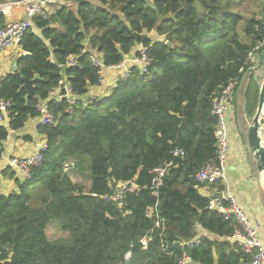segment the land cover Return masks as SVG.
Segmentation results:
<instances>
[{
	"label": "trees",
	"instance_id": "1",
	"mask_svg": "<svg viewBox=\"0 0 264 264\" xmlns=\"http://www.w3.org/2000/svg\"><path fill=\"white\" fill-rule=\"evenodd\" d=\"M74 2V9L62 5L34 18L20 41L25 54L0 81V99L12 103L0 123V156L10 130L40 116L39 104L47 101L55 116L39 127L48 145L42 164L16 180L17 191L0 194L4 264H181L184 253L199 264H249L251 255L231 240L236 219L210 209L202 193L223 190L221 179L203 184L196 175L217 158L214 98L232 80L236 93L250 68L244 65L249 53L264 50V0L249 14L243 0ZM5 23L0 11V28ZM134 33L149 38L137 41ZM137 45L148 49V70L132 67L100 101L75 103L69 113L67 99L48 100L65 79L61 66L69 57L78 63L67 65L65 80L81 96L100 81L102 68L92 57L115 66ZM25 78L34 81L35 97H28ZM259 92L252 77L246 88L251 116ZM177 149L184 155H175ZM166 167L155 194V170ZM77 169L86 171L89 185L73 179ZM129 181L137 188L125 190L122 200L105 198ZM155 206L160 228L150 213ZM54 223L66 237L49 236ZM199 226L220 239L200 237L190 245ZM151 232L144 247L140 240Z\"/></svg>",
	"mask_w": 264,
	"mask_h": 264
},
{
	"label": "built area",
	"instance_id": "2",
	"mask_svg": "<svg viewBox=\"0 0 264 264\" xmlns=\"http://www.w3.org/2000/svg\"><path fill=\"white\" fill-rule=\"evenodd\" d=\"M51 0H9L0 3V11L6 17V23L0 28V54L12 49L15 45L19 44L24 34L33 27V20L37 16H46V11ZM21 9L22 13L20 16L14 14L15 10ZM264 45V44H263ZM261 46H257L253 51L249 53L247 60L245 61V66L252 67L259 55V49ZM96 66L102 68L100 83H103V70L105 68L111 67H123L125 65L126 59L115 66L105 67V65L97 57H92ZM78 63L77 56L69 57L67 61L68 66H75ZM133 67H139L141 71L146 72L149 65L151 64V59L148 55L147 47H143L140 50V55L132 58ZM131 72V67L127 68L124 74V78L128 77ZM237 81H230L223 90L214 98L213 102V113L218 118L216 137H217V158L215 161L207 163L203 166L197 173L196 179L203 184H213L224 176L227 168L229 148H230V130L228 123V116L230 112L231 103L233 101V96L235 93ZM58 92L57 101L61 102L63 99H67L70 104L67 111L73 113L74 104L78 103L75 96H78L73 92L72 88L68 85L66 80H61L59 86L51 92V95ZM64 91V92H62ZM97 99L91 98L84 101V106L94 104ZM80 103V102H79ZM12 103L9 100L0 99V123H3L5 117L9 116V109ZM38 110L40 111V116L42 117V124H52L55 121L54 114L49 110L48 105L43 102L38 105ZM48 148L47 143L40 148V150L29 156L27 158L13 157L10 160L11 166L21 174L23 179L29 178L32 174V169L38 167L42 164L44 160L43 151ZM175 155H184V150L177 149L174 152ZM167 171L166 168H157L155 170V177L153 179V188L155 194H157V189L163 183V177ZM135 189L137 184L134 181H129L120 184V191L112 197L105 196V198H110L114 201L122 200L123 193L128 188ZM213 194V193H212ZM223 201H227L225 204ZM210 209H217L224 213L227 218L234 217L238 223V228L234 235V238L239 242V245L246 254L251 255V261L249 264H264V244L258 236L257 228L250 221L246 212L237 202L234 196L226 197L223 193L222 198L211 199L209 205ZM151 214H156L157 221L156 226L160 228L163 225V220L159 217L157 212V206L150 211ZM201 236H197L191 243H199ZM152 232L141 238L140 242L144 247H147L149 242L152 240ZM183 244V243H181ZM130 257V253L127 255ZM0 257V264H4ZM181 264H191L192 258L189 254L184 253Z\"/></svg>",
	"mask_w": 264,
	"mask_h": 264
},
{
	"label": "crops",
	"instance_id": "3",
	"mask_svg": "<svg viewBox=\"0 0 264 264\" xmlns=\"http://www.w3.org/2000/svg\"><path fill=\"white\" fill-rule=\"evenodd\" d=\"M21 13V9L14 11L16 16H20ZM46 16H48L47 12ZM142 48L141 45H137L134 51L126 56V62L122 68H105L103 70V83L91 87L85 95L75 96L77 101L80 104H84V101L88 99L95 98L100 101L108 96L116 86L118 79L124 76L126 69L133 67L132 58L137 56L136 53ZM22 54H25V52L22 50L20 43L0 54V81L16 70L17 58ZM251 78L248 71L242 79L238 90L234 93L230 107L228 116L230 130L229 156L226 171L221 178L224 189L210 190L204 188L202 193L209 196L216 191H221L226 197L234 196L248 215L250 221L257 228L258 236L264 244V180L262 173L257 170L256 164L250 159L251 155L247 146L246 133H244L249 123L248 118L247 121L245 120L249 115L246 112V88ZM261 81L262 79L259 81L260 84ZM58 92L60 93V91H56L48 100L57 101ZM45 103L47 104V101ZM253 116L250 117L253 118ZM5 118L7 119V117ZM40 125H42L41 116L31 118L23 128L18 130L11 129L7 139L4 140L3 151L0 156V194H9L17 191L16 180L22 179L21 174L11 166V158L32 156L46 144V136L39 132ZM11 172H14L12 177ZM198 236L209 237L214 240L220 239L217 235L210 233L201 226L198 227ZM231 240L237 241L234 237ZM191 264L199 263L192 261Z\"/></svg>",
	"mask_w": 264,
	"mask_h": 264
},
{
	"label": "water",
	"instance_id": "4",
	"mask_svg": "<svg viewBox=\"0 0 264 264\" xmlns=\"http://www.w3.org/2000/svg\"><path fill=\"white\" fill-rule=\"evenodd\" d=\"M133 37L138 40H146L149 35L144 33H134ZM168 45L171 42L167 41ZM67 65L61 66L62 76L66 79ZM250 77L255 75L262 79L260 84L258 106L250 124L246 131V138L248 140V148L253 162L256 164L257 170L262 173L264 171V50L259 53L255 64L249 68ZM24 87L28 92V97H35L34 81L28 78L24 79ZM210 199L222 198L223 192L216 191L208 196Z\"/></svg>",
	"mask_w": 264,
	"mask_h": 264
},
{
	"label": "rangeland",
	"instance_id": "5",
	"mask_svg": "<svg viewBox=\"0 0 264 264\" xmlns=\"http://www.w3.org/2000/svg\"><path fill=\"white\" fill-rule=\"evenodd\" d=\"M52 2L49 3L48 5V9H47V14L50 15V13H52V11L57 8V7H60L62 5H67V6H70L72 7L73 9L76 7V4L74 2V0H51ZM261 4V0H243V4H242V9L245 11V13L249 14V13H252L253 11H256L259 9V5ZM49 12V13H48ZM253 77V80H256L257 83H259L260 79L259 77H256L255 75L252 76ZM251 115H248L246 117V121H247V118L249 120V123L248 125L250 124L251 122V119L252 117H250ZM248 125H247V128H248ZM247 128L246 130L244 131V133H246L247 131ZM245 142V140H244ZM246 144V143H244ZM247 146H248V140H247ZM249 147V146H248ZM251 155V154H250ZM250 159H252V157L250 156ZM71 171V174L73 172V169L69 170ZM76 172V173H75ZM75 172L73 173V179L76 181V182H81V183H84L86 185H89L90 183V178L87 177V173L84 169H77L75 170ZM48 233H49V236L51 238H57V237H66L67 234H65V232H63L60 227L58 226V224L54 223V224H51L48 228Z\"/></svg>",
	"mask_w": 264,
	"mask_h": 264
},
{
	"label": "bare ground",
	"instance_id": "6",
	"mask_svg": "<svg viewBox=\"0 0 264 264\" xmlns=\"http://www.w3.org/2000/svg\"><path fill=\"white\" fill-rule=\"evenodd\" d=\"M262 175H263V180H264V171L262 172Z\"/></svg>",
	"mask_w": 264,
	"mask_h": 264
}]
</instances>
